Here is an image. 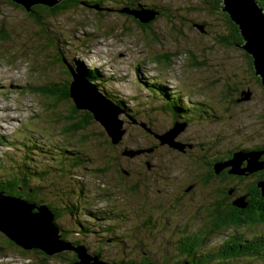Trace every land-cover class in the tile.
<instances>
[{
    "label": "rangeland",
    "instance_id": "obj_1",
    "mask_svg": "<svg viewBox=\"0 0 264 264\" xmlns=\"http://www.w3.org/2000/svg\"><path fill=\"white\" fill-rule=\"evenodd\" d=\"M8 1L0 0V175L3 171L11 175L26 168L40 173L47 165L56 164L54 158L62 153L56 146L66 147L71 157L82 159L83 165L67 167L63 172L58 167L50 169L65 175L55 180L56 184L51 173L45 175L43 183L36 178L34 183L40 182L42 187L40 204H51L63 212L58 224L71 232V239L79 240L91 253L101 252L111 263L137 261L143 252L151 255V263L173 256L175 243L132 228L144 219L142 205L135 198L164 205L168 211L166 207L185 192L186 177L192 172L195 175L194 169L187 172L193 168L189 156L196 154L194 144L199 146L203 141L210 151L226 155L230 154L227 150L237 151L264 142V89L252 82L241 51L216 42L217 37L227 35L222 16L218 11L212 12L204 0H135L142 6L157 5L162 12L148 28H141L134 19L119 14L126 7V0H78L75 9L66 7L51 16L40 14L39 25L24 9ZM85 2L92 7L87 8ZM263 4L259 2L260 7ZM73 62H80L88 70H98V84L92 90L113 103L114 110L119 112L118 120L125 130L119 144H112L97 121L72 136L61 135L69 116L68 104L71 106L72 102H58L46 95H52L47 90L55 86H49L61 82L65 67L73 66ZM70 79L71 82L72 76ZM155 83L166 92L184 89L190 103L205 104L206 116L200 110L176 114L168 100L149 93L150 85ZM191 86L197 92L193 98L189 97ZM246 86V92H252L250 99L241 104L227 102L226 87L237 93ZM37 88L45 94L35 91ZM80 97L84 98L80 103H85L86 97ZM121 100L123 106L117 105ZM127 114L136 116V121ZM171 129L177 141L193 144V148L186 146L190 152L183 155L184 148L159 146L155 137ZM124 150L140 153L123 156ZM148 162L153 165L150 171L145 167ZM162 169L169 173L167 181L172 188L163 182ZM3 178L6 177L0 176ZM188 198H180L176 204L182 217L195 214L192 210L200 200L198 194ZM131 200L135 203L128 206ZM72 204L78 210L67 214ZM89 205L92 210H102L110 220H100L96 227L87 223L89 216L82 208ZM44 214L47 226L54 230L48 223L50 215ZM173 214L164 216L158 212L165 222L175 221ZM26 226L32 228L31 224ZM81 226L91 231L84 233ZM171 229L165 231V238ZM228 234L209 242L198 255L208 250L214 252ZM245 234L251 238L253 231ZM7 239L0 232V264H68L45 259L34 249L9 245ZM183 257L187 258L185 254ZM220 261L216 257L206 264ZM234 263L264 264L260 259Z\"/></svg>",
    "mask_w": 264,
    "mask_h": 264
},
{
    "label": "trees",
    "instance_id": "obj_2",
    "mask_svg": "<svg viewBox=\"0 0 264 264\" xmlns=\"http://www.w3.org/2000/svg\"><path fill=\"white\" fill-rule=\"evenodd\" d=\"M66 1L67 0H61L53 7L36 4L30 8V11L25 10L23 7L13 3L11 0L8 2H11L13 6H18L24 9L30 17L35 19L39 25H42V21L39 18L40 14L51 16L57 11L64 10L66 7L75 9L79 3L78 0H69V3ZM204 1L207 3V7L210 8L212 12L218 11L220 13L223 18V23L225 24L224 31L227 35L217 37L215 39L216 42L226 48H234L235 50L241 51L245 62L247 63V73L250 75L251 80L253 82L255 81L259 86L262 87L260 78L255 75L252 57L240 47L244 44V40L239 32L238 25L230 18L228 14L221 10L223 7L221 0ZM99 2H101V0H99ZM262 3H264V0H262ZM85 4L87 8L92 7L89 5V2H85ZM125 5V9H127V7H131V9L134 10H152L157 12L158 15L155 17L154 21H156L159 16L162 15V12L157 5L142 6L141 4H137L135 0H132L131 2L126 0ZM121 15L124 17H130V19L132 18L127 14ZM154 21L146 24H143L138 20H135L134 22L141 28H148ZM199 26L200 25H197V27ZM60 61L63 63L64 60H62V57L60 58ZM166 62H168V60H166ZM167 64H169V62ZM70 68L78 75L83 76L84 79L88 81V83L95 85L92 86L96 88L100 76L97 69L88 70L80 62H73V66ZM63 76L64 77L61 82L49 86H55V88L47 90V92L51 93L52 95L46 96L51 97L58 102H72L71 106L67 103L70 109L69 116L67 118L66 125H64V128L61 130L62 136H72L74 133L86 130L94 123V121L96 122V120L87 110L77 109L76 104L72 101L70 96V85L72 83V81L70 82V76L72 75L71 73L69 75L67 67H65ZM159 83L150 85L149 93H154V96H158L160 99L165 98L168 100L167 103L171 108L173 107L176 114L178 112L181 114L188 113L189 110H186L184 105H180L179 99H173L174 102L169 101L172 99V97L166 96L164 93L165 88ZM33 90L34 89H32V91ZM35 91L40 93L43 92L42 89L39 88H37ZM246 91V87H243L241 92L237 91V93H233L230 88L226 87L224 93L228 99V103L241 104L239 100L242 97V93ZM195 93H197L196 90ZM43 94L45 93L43 92ZM117 105L123 106L122 100L118 101ZM210 105L212 104L210 103ZM201 106L205 107V104L203 103ZM201 106H199V108H201ZM212 109H214V107H212ZM224 112L226 111L224 110ZM127 116L132 117L133 115L127 114ZM134 117L136 116H133L132 119H134ZM134 121H136V119H134ZM105 134L107 136L106 132ZM227 145L229 144H225V147ZM225 147H223V149ZM253 148L254 147L250 146L249 148L239 149L237 151H232L230 149L227 150L230 154H226V156L223 155V153L220 154L218 152H212L209 149L201 151L193 150L194 152L196 151V154L189 156V161L193 168H190V170L187 172H190L192 169H194L195 175L193 176L192 172L190 177H186L187 181L185 182L186 184L184 185V189L187 192H183V195H187L183 196L186 198V200L187 197L190 199L195 194H198L200 197V200L194 206V211L192 210V212L196 213L192 216H190V213H187L186 217H182L183 212L180 209L177 210L178 205L176 204L181 196L175 198L176 200L173 201V205L166 207L168 211H165L164 205L157 204V209H155L154 206L152 207L148 205V203L141 200L140 198H135V200L140 203L147 211L152 214L156 213L157 218H159L158 212L164 216L169 215V212H173V215H176V220L182 221L181 227L184 231V234L180 236V243L175 249L177 251L173 256L163 260L161 264H206L211 259L216 257H219V260H221L219 264H235V261H241V259H243V261L260 259L262 262H264V197L262 195L261 188L259 187V184L264 180V173L259 177L253 178L252 181H248L245 180L247 176L251 173L255 175L259 170H255L253 172L249 171L244 175H234L229 173L231 170L230 167H226L222 170H219L215 167L218 163L230 160L234 153L239 151H254ZM55 149L62 151L61 155L54 158L57 161L56 164L54 166L47 165L46 168L40 169V173L36 174V171L29 168H26L25 171L20 169L19 172H15L11 175H9V171H3L0 176L6 178L0 179V193H3L4 195L14 199H25L23 201L29 206H35L38 208L45 207L47 212L53 217L52 224L55 229L59 231V239L64 242H68L73 247H77L81 245L80 241L71 239V232L64 230L62 225L58 224L61 223V219L64 217L63 212L51 204H44V202L40 204L38 201L39 195H43L42 187H40L38 183H43L44 180H46L45 175L51 173V175H53L52 179L54 180V184H56L55 180L61 178V176H65L63 173H55L50 169H57L53 167H58L60 172H63L67 167L72 169L83 165L82 159L76 156L71 157L72 154L66 150V147L60 148L59 146H56ZM76 151L79 152L78 150ZM185 154L186 153H183V155ZM208 154H211V156H208ZM243 165L246 167L247 163L243 162L242 164V167L245 168ZM177 167H179V165ZM168 174L169 173H167L165 169H162L161 178L167 187H171L172 184L167 181ZM35 178L40 182L35 184ZM243 181L246 183L243 184ZM72 198L73 200L75 199L74 196H72ZM134 203L135 202L131 200L128 206H133ZM236 203H242L244 206L242 207ZM91 206L92 205H89V208H82L85 216H89V222L87 223H92L90 225L96 227L98 225L96 224L98 221L103 219L110 220V217H105V214L102 210H92L90 209ZM77 210V207L72 204L66 211L67 214H72L73 211L75 212ZM80 230L84 233H89L91 231L88 228H83V226L80 227ZM261 230H263V232ZM245 231H253V236L251 238L246 237V234L244 236L243 233ZM227 232H230V234H228V237L224 239V243L220 244L214 252L210 253L208 250L203 255H198V251H200V249H203L212 240L219 239L224 233ZM6 241L7 244L15 246L14 243L9 239ZM34 250H36L35 253L42 255L45 259H59L60 261H67L68 264H76V262L79 260L78 256H75L74 251L65 252L64 254L58 253L55 256H49L40 250ZM90 254L91 251L87 250V255ZM183 254H185L187 258H184ZM65 255H70V258H66ZM92 255L100 261L99 263L108 264V260L103 258V254L101 252H92ZM138 259L136 263L134 260H128L127 262L117 260L113 261L112 263L153 264L149 261L148 255H138Z\"/></svg>",
    "mask_w": 264,
    "mask_h": 264
},
{
    "label": "water",
    "instance_id": "obj_3",
    "mask_svg": "<svg viewBox=\"0 0 264 264\" xmlns=\"http://www.w3.org/2000/svg\"><path fill=\"white\" fill-rule=\"evenodd\" d=\"M11 1L23 7L25 10L30 11V8L33 5L42 4L53 7L61 0ZM259 2H262V0H221V4L223 6L221 10L228 14L238 25L239 32L244 40V44L240 47L252 57L255 75L260 78L262 87L264 88V13L263 9L259 6ZM119 13L127 14L143 24L154 21L155 16L158 15L157 12L152 10L145 11L129 8L120 9ZM198 28L202 31L201 26ZM68 68L72 75L70 96L76 104L77 109L90 111L94 115V119L102 125L112 144H119V142L123 139L125 132L123 129V123L118 120L119 112H116L112 105L97 93L100 96V101L96 91L92 90L94 87L88 83L83 76L76 74V72L70 67ZM81 94L86 97L85 103L82 104L80 103V99L83 98L80 97ZM93 96H96L98 100L94 101L95 97ZM250 96L251 93L243 92L239 102L250 99ZM102 103L112 113L111 116H109V113L105 114L103 112ZM97 104H99V106ZM132 120L134 122V119ZM175 135L176 133L173 134V129H171L162 135L156 136V138L160 141L161 145L169 144L173 148L182 149L185 145L174 142ZM129 152H132V154L127 153V151L124 150L122 155L134 156L135 154L140 153L134 151ZM259 155L260 153H257L256 151H239L234 153L230 160L218 164L216 163L217 165L215 167L219 170L230 167V174L244 175L246 172H253L262 168L264 161H258ZM243 162L247 163L245 168L242 167ZM259 187L261 188V192L264 197V180L259 184ZM236 204L242 207L244 206L242 203ZM27 207V204L23 203L20 199H14L0 193V232L3 233L11 242L25 250L37 249L49 256H53L64 251H74L78 256L80 264H101L95 257L87 255V250L84 246L73 247L71 244L59 239V231L55 229L52 224L53 217L47 212L45 207L38 208L30 206L28 210L26 209ZM33 210L37 211L35 212ZM44 213L50 215L48 223L52 228H54V230H51L47 226ZM27 224H31L33 229H29L28 232H25V227L23 225ZM45 229H47V231ZM43 234V243H41L39 240Z\"/></svg>",
    "mask_w": 264,
    "mask_h": 264
},
{
    "label": "flooded vegetation",
    "instance_id": "obj_4",
    "mask_svg": "<svg viewBox=\"0 0 264 264\" xmlns=\"http://www.w3.org/2000/svg\"><path fill=\"white\" fill-rule=\"evenodd\" d=\"M107 1H114V0H107ZM96 6H98L99 7V9L100 10H105L104 9V7H102V6H100L99 4H97ZM128 8V7H127ZM121 15V14H120ZM151 80H155V78H153V79H151ZM253 82V81H252ZM254 83V82H253ZM191 89H188L192 94L191 95H189V97H191V98H193L194 97V95L196 94L195 93V89H193V86H191L190 87ZM246 89H249V88H247V86H246ZM184 89H181V90H175V92L173 93V91H171V92H166V90H165V94H166V96H170V97H172V99L171 100H169L170 102H174V100L177 98V99H179L180 100V105H184V107L186 108V110H189V112L188 113H195V112H197V111H202L203 112V114L206 116V113L204 112V110L206 109V106L205 107H203V106H201L202 105V103H198V102H195V103H190L188 100H187V98H188V96L185 94V92L183 91ZM181 91H183V92H181ZM252 93V92H251ZM197 95V94H196ZM174 99V100H173ZM199 106H201V108H199ZM205 108V109H204ZM184 124H186V122H184ZM162 135V134H161ZM156 138V137H155ZM157 139V138H156ZM177 139V137L176 138H174V142H176V143H179V144H181V145H185L183 148H184V153H186L187 151H189L188 149H187V147L186 146H192V148H193V144H191V145H187V143H189V142H186V141H177L176 140ZM157 141H158V143H159V146L160 147H163L164 145H161L160 144V142H159V140L157 139ZM170 148H173V147H171L170 145H168ZM206 146H208V143H205V142H201V145H197V144H194V148L196 149V150H198V147H199V150L201 151V150H208L207 148L208 147H206ZM251 147H254L253 148V150L254 151H256L257 153H260V155H259V158H258V161L259 162H263L264 161V142H261V143H257V144H254V145H252ZM156 149H157V147H155ZM249 148V147H248ZM152 149H154V148H152ZM244 149H246V148H244ZM249 150V149H248ZM190 152V151H189ZM144 153V152H143ZM142 153V154H143ZM226 156V155H225ZM144 163H147V162H144ZM245 165V164H244ZM243 165V166H244ZM152 164H150L149 162H148V164H145V167H146V170L147 171H150L151 169H152ZM245 167V166H244ZM264 173V165L262 166V168H261V170H259L258 171V173L257 174H255V175H253L252 173V175L250 174V175H248L247 176V178L245 179V180H248V181H252V179L253 178H256V177H259V176H261L262 174ZM244 182V181H243ZM187 191H185L184 193H186ZM180 196H181V198H184L183 196H186L185 194L183 195V191H182V193L180 194ZM180 199V198H179ZM148 205H150V206H154L155 207V209H157V203L156 202H154V204L152 205L151 203H149ZM141 212V215L144 217V219H142L141 220V222L138 224L137 223V225H136V227H132V228H135L136 230H138L139 232L141 231V230H144L145 232H147L148 234L147 235H150L149 233H155V235H154V237H156V236H160L162 239H166L168 242H172V243H175V249L177 248V246L179 245V243H180V236H182L183 234H184V231H183V229H182V227H181V224H182V221H179V220H175V221H167V222H165V220L164 219H162V218H157V216H156V213H150L149 211H147L143 206H142V210L140 211ZM147 219V220H146ZM141 226V227H140ZM169 228H172L170 231H169V233H168V236L165 238L164 237V233H165V231L166 232H168V230H169ZM142 234V233H141ZM171 234H173V235H171ZM144 234H142V236H143ZM80 246H83V245H80ZM78 247V246H77ZM85 247V246H84ZM86 248V247H85ZM86 250H87V248H86ZM177 251V250H176ZM66 252H69V251H66ZM65 252H62V254H64ZM59 254H61V253H59ZM75 254V256H77V254L76 253H74ZM143 254H145L144 252H143ZM57 255V254H56ZM91 256H93L92 255V253L90 254ZM146 255V254H145ZM53 256H55V255H53ZM63 256V255H62ZM151 260H152V258H151V255H149L148 256ZM156 257H157V255H156ZM103 258H106V257H104L103 256ZM107 260H108V264H112L111 263V261L108 259V258H106ZM150 261V260H149ZM159 261H160V263L162 262L160 259H159ZM135 263H136V261H134ZM151 262V261H150ZM153 262V261H152ZM159 262L158 263H155V262H153V264H160ZM76 264H80L79 263V260L76 262Z\"/></svg>",
    "mask_w": 264,
    "mask_h": 264
},
{
    "label": "bare ground",
    "instance_id": "obj_5",
    "mask_svg": "<svg viewBox=\"0 0 264 264\" xmlns=\"http://www.w3.org/2000/svg\"><path fill=\"white\" fill-rule=\"evenodd\" d=\"M156 17V16H155ZM101 96V95H100ZM102 97V96H101ZM104 98V97H103ZM105 99V98H104ZM106 100V99H105ZM108 103H110L112 105V107H115L110 101L106 100ZM116 108V107H115ZM118 109V108H117ZM102 110L105 114H108L109 113V116L112 115V113L104 106V104L102 103ZM25 227V232H28L29 229H33V228H30V227H27L26 225H23ZM31 227H33L31 225ZM47 231V229H45ZM30 233V232H29ZM46 235H47V232H46ZM43 238H44V234L40 237V240L39 242L43 243ZM47 242V241H46ZM53 243V242H52Z\"/></svg>",
    "mask_w": 264,
    "mask_h": 264
},
{
    "label": "clouds",
    "instance_id": "obj_6",
    "mask_svg": "<svg viewBox=\"0 0 264 264\" xmlns=\"http://www.w3.org/2000/svg\"><path fill=\"white\" fill-rule=\"evenodd\" d=\"M97 8V7H96ZM263 9V8H262ZM120 14V13H119ZM134 19V18H133ZM136 20V19H135ZM77 74V73H76ZM92 85V84H91ZM94 86V85H93ZM68 243V242H67Z\"/></svg>",
    "mask_w": 264,
    "mask_h": 264
}]
</instances>
